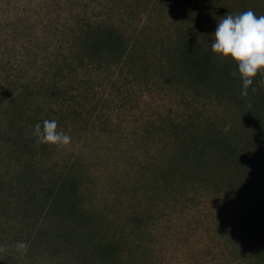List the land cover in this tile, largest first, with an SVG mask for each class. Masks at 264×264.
I'll list each match as a JSON object with an SVG mask.
<instances>
[{"label": "rangeland", "instance_id": "1", "mask_svg": "<svg viewBox=\"0 0 264 264\" xmlns=\"http://www.w3.org/2000/svg\"><path fill=\"white\" fill-rule=\"evenodd\" d=\"M118 9L127 11L124 16H142L148 46L166 43L181 31L211 46L217 21L248 10L264 15V0H0V187L10 195L15 180L9 179H15L19 164L43 182L36 190L37 201L17 202L15 194L3 201L5 208L0 203V246L6 248L0 259L5 256L9 263L14 257L18 264H264V255L253 249L256 237L240 225L245 193L254 201L262 188L257 173L264 162V144L258 133L264 116L254 118L256 111L246 103H258L264 96L259 84L264 72L253 78L246 97L239 75L231 79L235 87L223 95L186 90L184 80L174 85L145 78L139 84L98 85L91 107L95 120L86 116L66 131L69 145H49L33 158L26 148L10 146L15 136L32 138L19 125L25 124L26 115L15 125L11 120L16 117L1 109L23 67L39 78L32 70L37 55L32 44L53 36L57 24L77 13L104 16ZM9 76L13 81H7ZM15 109L13 105L12 113ZM198 115L210 117L227 136L235 138L238 132L246 158L229 165L214 145L204 156L197 150L181 151L172 129H158L159 120L166 118L190 132L189 121ZM173 145L177 151L163 157L164 170L152 163L156 146L162 150ZM59 178L78 189L77 210L57 222L65 237L52 242L42 236L31 251H17L14 245L24 242L35 223L47 225L36 206L48 182ZM80 242H113L117 251L109 259L100 252L67 253L65 247Z\"/></svg>", "mask_w": 264, "mask_h": 264}, {"label": "trees", "instance_id": "2", "mask_svg": "<svg viewBox=\"0 0 264 264\" xmlns=\"http://www.w3.org/2000/svg\"><path fill=\"white\" fill-rule=\"evenodd\" d=\"M84 13V15L77 13L69 20L57 24L53 36L50 37L48 34L47 37L41 38V41L38 39L32 44V49L37 53L32 59V70L39 74V78H36L37 75L34 77L30 73H25L23 67L21 71L23 74L20 77L16 76L18 79L16 86L5 94L1 109L16 117L11 120L15 125L19 124L22 115H26L27 118L23 120L25 124L19 125L32 135V138L28 137L26 141L15 136L10 146L18 148L19 151L20 147L26 148L27 154H31L30 158L44 152L49 146L36 142L33 130L37 123L42 125L45 119L56 120L58 127L66 132L78 126L81 121L84 122L86 116L88 120L94 122L96 114L93 116L94 107L92 109L91 107L94 105L98 85L106 88L120 81L125 84L128 81L139 84L144 81L143 78L148 82L160 80L174 85L184 80L186 90L203 89L209 94L220 95L235 87V83L231 81L233 79L231 73L237 68L235 62L231 58L213 54L211 46H207L189 32H178L166 43L164 41L158 45L148 46L145 40H149V37L148 34L145 35V24L140 14L124 16L127 11L122 9L110 10V15L104 16ZM38 42L40 46H36ZM30 58L29 55L28 58L24 57L26 62ZM7 81L13 79L10 80L9 76ZM148 82L145 84L148 85ZM249 104L251 109L256 111L254 118L264 116V96L258 99V103H246L247 106ZM13 105L17 109L12 113ZM7 117L10 119V115ZM159 121L161 126L158 129L164 133L167 132V128L172 129L174 142H178L181 151L197 150V154L204 156L206 149L214 145L221 151V161L229 165H236L246 158V147H243V140L238 132L235 133V138L227 136L210 120V117L198 115L197 118L190 120L193 126L190 132L186 131L188 126L175 125L172 120L165 118ZM149 123H154V119ZM179 127L184 131L180 132L177 129ZM157 133L158 131L154 135ZM258 135L261 138L258 140L264 144V119L261 121ZM176 151L175 145L162 150L156 146L152 163L164 170L167 165L162 161L163 157L173 152L175 154ZM21 165L19 164L20 167L14 171L15 179H9V182L15 180L10 195L8 196L0 187L2 208L3 201L9 199L11 195L16 194V201L24 204H30L37 199L36 190L42 187V178L41 176L38 179H35L36 176L33 178L34 174ZM169 167L171 168L172 164ZM259 167L261 172L257 174L262 188L254 201L245 193L246 199L242 206L246 211L240 225L256 237L257 243L253 249L264 255V162L259 164ZM19 183H22L21 187ZM77 191V185L69 183L66 178L48 182L44 197L36 206L38 215L45 218L47 225L35 223L26 231L24 242L28 245L27 252L36 247L37 240L42 236L50 238L52 242L65 237V232L57 222H65L63 220L77 210L75 205ZM17 236L18 234L13 242L17 240ZM57 248L63 249V246L59 245ZM65 249L67 253L77 254L88 251L91 254L100 252L109 259L113 258L117 245L113 242H98L93 246L80 242ZM4 258L5 256L0 259V264H18L14 257H10L12 260L9 263Z\"/></svg>", "mask_w": 264, "mask_h": 264}, {"label": "clouds", "instance_id": "3", "mask_svg": "<svg viewBox=\"0 0 264 264\" xmlns=\"http://www.w3.org/2000/svg\"><path fill=\"white\" fill-rule=\"evenodd\" d=\"M211 35L212 53L235 62L237 71L231 75H239L242 81L241 95L246 97L253 78L264 72V15L257 16L252 10L237 15L228 13L217 21ZM259 84L264 86V79ZM33 135L39 144L63 147L71 143V136L58 127L56 120L45 119L42 125L37 123ZM14 247L17 251L27 253L28 245L25 242H16ZM5 252L6 248L0 246V253Z\"/></svg>", "mask_w": 264, "mask_h": 264}]
</instances>
